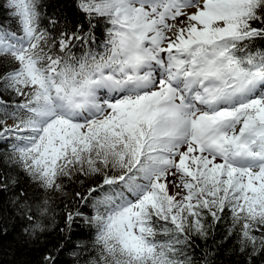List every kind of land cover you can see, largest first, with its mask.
<instances>
[{"label":"snow or ice","instance_id":"1","mask_svg":"<svg viewBox=\"0 0 264 264\" xmlns=\"http://www.w3.org/2000/svg\"><path fill=\"white\" fill-rule=\"evenodd\" d=\"M76 7L88 30L53 36L42 0L0 2V164L45 194L82 186L64 210L69 230L91 229L75 264H198L193 238L224 218L251 264L264 253V0ZM20 208L26 232L46 231L48 198Z\"/></svg>","mask_w":264,"mask_h":264},{"label":"trees","instance_id":"2","mask_svg":"<svg viewBox=\"0 0 264 264\" xmlns=\"http://www.w3.org/2000/svg\"><path fill=\"white\" fill-rule=\"evenodd\" d=\"M42 3L46 17L44 23L47 25L48 17L59 21L55 26L49 25L53 36L66 24H83V31L88 30L87 21L76 7L77 0H42ZM96 35L99 36L100 32L96 31ZM0 172L7 178L5 183H0V264H42L43 257L49 251L56 252L57 264H75L77 256L74 253L79 252V249L74 246L86 241L91 235V229L83 220L75 221L71 230L65 224V205L74 208V193L83 191L76 178L65 180L66 194H45L26 174L14 167L0 164ZM12 179L16 183H11ZM87 183L85 181V186ZM44 198H48L50 203V215L44 221L46 231L33 236L30 231H25L31 225L20 204L25 199L32 204ZM85 213L88 214L87 210ZM229 226L230 220L224 218L215 225L207 240L193 238L198 245L194 250V259L198 264H204L205 254H208L207 259L211 264H249L247 254L238 251L235 234L227 235ZM251 264H264V253L253 257Z\"/></svg>","mask_w":264,"mask_h":264},{"label":"rangeland","instance_id":"3","mask_svg":"<svg viewBox=\"0 0 264 264\" xmlns=\"http://www.w3.org/2000/svg\"><path fill=\"white\" fill-rule=\"evenodd\" d=\"M9 123H11V121H9Z\"/></svg>","mask_w":264,"mask_h":264}]
</instances>
